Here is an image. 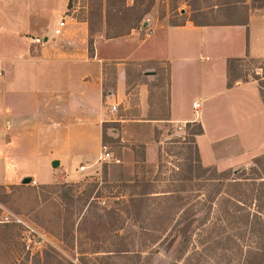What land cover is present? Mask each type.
I'll return each mask as SVG.
<instances>
[{
  "label": "rangeland",
  "instance_id": "374dc122",
  "mask_svg": "<svg viewBox=\"0 0 264 264\" xmlns=\"http://www.w3.org/2000/svg\"><path fill=\"white\" fill-rule=\"evenodd\" d=\"M252 8H264V0H71L67 21L85 22L90 47L97 43L100 55L112 58L123 55L119 52L122 47L126 55L127 49L131 51L136 46L127 39L131 33L134 40L139 33L144 38L155 26L186 19L195 24L238 23L246 19ZM105 49L118 53H105ZM105 68L104 93L115 88V62L110 60ZM127 69L129 95L120 100H114L113 96L112 100L104 98L108 102L101 124L106 136L103 145L119 158V163L116 162L121 165L119 171L130 180L112 182L113 164L99 162L102 147L90 141L87 153L76 154L56 168L53 176L57 183L40 185L33 179L28 184L22 180L1 184L0 264H173L179 256L183 259L178 264H241L249 256L250 247L246 245L250 239L238 242L236 235L232 239L220 235L214 236L215 241L207 239L200 243L195 235L197 216L185 219L178 215L176 221L173 218L183 208H193L198 213L200 203L215 195L219 188L217 208L237 214V208L234 210L227 199L235 201L230 194H244V199L250 200L251 181L264 172V149L256 151L239 168L219 169L199 164L193 142L198 126L166 120L168 64L135 61ZM231 78L257 80L264 100V59L234 61ZM141 83H145L148 92L143 101L137 87ZM114 103L118 108L112 112ZM259 156L261 161L257 160ZM19 165L37 170L40 181L51 176L46 164ZM80 165L87 169L80 171ZM63 175L65 179L61 181ZM144 192L157 196L151 198L180 195L183 200L174 207L171 201L166 208H155L156 200L129 204L130 198L139 199ZM244 208L253 211L255 206ZM6 214L20 217L26 225L5 222ZM237 222L232 219L224 225L232 229ZM175 223L177 226L172 229ZM185 233L193 236L192 243L178 253ZM42 236L47 239L40 243ZM237 243L243 245V251Z\"/></svg>",
  "mask_w": 264,
  "mask_h": 264
},
{
  "label": "crops",
  "instance_id": "0c3cea01",
  "mask_svg": "<svg viewBox=\"0 0 264 264\" xmlns=\"http://www.w3.org/2000/svg\"><path fill=\"white\" fill-rule=\"evenodd\" d=\"M70 2L0 0V185L28 176L40 185L57 183L54 160L60 168L66 159L87 153L90 141L101 149L104 98L129 95L127 67L135 61L168 64L166 120L202 126L196 145L204 166L239 168L264 149L261 88L257 80L231 78L234 61L264 59V8L250 9L238 23L186 19L155 26L144 38L139 33L134 40L131 33L127 39L136 46L126 55L122 47L123 55L111 58L100 55L97 43L90 50L85 22L68 24ZM61 20L67 24L57 35ZM36 36H44L45 43L34 44ZM110 60L116 83L104 93ZM144 84L137 85L141 101L148 96ZM18 164H46L51 176L40 181L37 170Z\"/></svg>",
  "mask_w": 264,
  "mask_h": 264
},
{
  "label": "trees",
  "instance_id": "16d2710c",
  "mask_svg": "<svg viewBox=\"0 0 264 264\" xmlns=\"http://www.w3.org/2000/svg\"><path fill=\"white\" fill-rule=\"evenodd\" d=\"M70 6V5H69ZM91 50V47H90ZM262 91V90H261ZM263 96V95H262ZM192 124V123H188ZM198 126V131L194 133L195 140L193 141L196 145V137L203 133V128L199 123L194 122ZM105 133H103V142L105 141ZM197 148V145H196ZM198 153V159L197 162L201 164L200 156H199V150L197 148ZM264 155V154H263ZM262 156V155H261ZM119 159V158H118ZM258 161L262 160V157H257ZM119 163V162H118ZM118 163H112L113 164V174L110 178L112 182L116 183H124L129 179V176L126 175L124 172H120L119 168L121 165ZM236 172V171H235ZM260 179V182L257 180ZM244 180H251V179H244ZM107 181V179H106ZM236 182V181H235ZM252 189L249 190V199H244V194H237V196L230 194L232 198L235 199V201H232V199H227L229 203H232V206L234 207V210L237 208V214L236 213H230L231 211L227 208H217V203H215V199L220 198V188L219 190L213 194V196H209V198L204 202L200 203L201 208L196 210L198 213H194L193 208L190 209H182L180 212L177 213V216L173 218L174 221H176V217L185 216V219H189L190 216H197L196 217V236H198L197 240L200 243H204L205 241L212 240L215 241L214 236L217 238L221 236H225V238L232 239L233 236H237L238 242L240 240L250 239L247 240L250 242V244L246 245V248H249V256L245 258L241 264H264V172L261 171L259 173L258 177H255L252 179ZM154 193V192H153ZM160 193V192H157ZM244 193V192H243ZM143 197L137 198H130L129 204H132L133 206L139 205V202H144L146 200H156L155 202V208H166V205L169 204L171 201H174L173 207L178 202H182L183 197L180 195L177 196H167L164 195L162 198H151V197H157V196H148L149 192H144ZM160 201H157V200ZM165 201L167 203H165ZM178 205V204H177ZM255 206V209L252 211H246L245 206ZM177 207H181L178 205ZM164 211V209L162 210ZM155 211H150V213ZM238 218V219H236ZM238 220L236 224H234V228H230L227 224L224 225L225 222H231ZM172 220V218H171ZM178 223V222H177ZM177 224L172 227L176 228ZM232 226V225H231ZM149 230H153L152 228H148ZM156 231L160 232H167L168 228H161L156 229ZM235 231V233H234ZM249 235V236H247ZM192 237L190 236V233H185L182 239V245L178 249V253L183 252L186 248H188V243H192ZM190 239V240H189ZM220 245V241H218ZM238 247L243 251L244 248L243 245L239 246L240 243H237ZM247 251V250H246ZM182 256H179L177 258V261H182ZM177 261H174L173 264H178Z\"/></svg>",
  "mask_w": 264,
  "mask_h": 264
},
{
  "label": "built area",
  "instance_id": "2783aa9c",
  "mask_svg": "<svg viewBox=\"0 0 264 264\" xmlns=\"http://www.w3.org/2000/svg\"><path fill=\"white\" fill-rule=\"evenodd\" d=\"M66 20H61V22L58 24L57 28L55 29V34L59 35L63 32L64 28L66 27ZM32 42L34 44L37 45H43L45 43V37L44 36H36L32 38ZM118 108V104L114 103L111 105V111L115 112ZM194 108L196 110H198L200 108V103L199 102H195L194 103ZM98 161L102 162V163H116L118 162V158L108 149V146L106 144H104L102 146V152L100 153L99 157H98ZM80 171H84L87 169V166L85 165H81L79 167ZM34 183H36V181H34ZM4 221L5 222H12V223H16V224H24V221L20 218V217H13L9 214H6L4 217ZM26 225V224H24ZM42 240L40 241V243L45 242V237H41Z\"/></svg>",
  "mask_w": 264,
  "mask_h": 264
},
{
  "label": "water",
  "instance_id": "95a60500",
  "mask_svg": "<svg viewBox=\"0 0 264 264\" xmlns=\"http://www.w3.org/2000/svg\"><path fill=\"white\" fill-rule=\"evenodd\" d=\"M52 165H53L54 168H58V166L60 165V161L59 160H54L53 163H52ZM32 181H33L32 177L28 176V177H25L22 180V183L28 184V183H31Z\"/></svg>",
  "mask_w": 264,
  "mask_h": 264
}]
</instances>
